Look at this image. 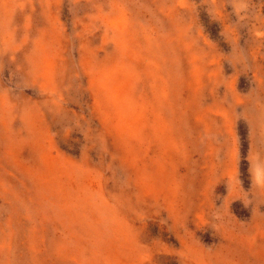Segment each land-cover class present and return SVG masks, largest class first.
Masks as SVG:
<instances>
[{
  "label": "rangeland",
  "instance_id": "374dc122",
  "mask_svg": "<svg viewBox=\"0 0 264 264\" xmlns=\"http://www.w3.org/2000/svg\"><path fill=\"white\" fill-rule=\"evenodd\" d=\"M0 264H264V0H0Z\"/></svg>",
  "mask_w": 264,
  "mask_h": 264
}]
</instances>
